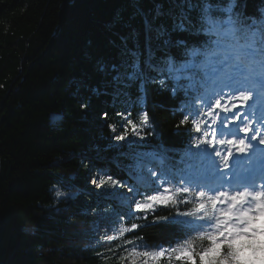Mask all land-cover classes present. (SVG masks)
Instances as JSON below:
<instances>
[{
    "label": "snow or ice",
    "instance_id": "snow-or-ice-1",
    "mask_svg": "<svg viewBox=\"0 0 264 264\" xmlns=\"http://www.w3.org/2000/svg\"><path fill=\"white\" fill-rule=\"evenodd\" d=\"M258 2L249 13L257 0H128L127 17L113 18L111 51L97 61L106 86L126 109L142 100H132L134 89L168 86L173 97L182 94L180 125L190 124L186 146L173 152L148 142L150 117L141 111L138 122L128 119L113 137L128 146V176L91 180L120 200L102 217L108 227L100 239L120 241L121 264H254L257 253L264 264V182L257 186L253 167V142L264 145V111L257 114L252 103L264 99V0ZM258 155L264 161V151ZM161 206L176 210L156 217L176 226L168 247L136 235L141 225L134 219Z\"/></svg>",
    "mask_w": 264,
    "mask_h": 264
},
{
    "label": "trees",
    "instance_id": "trees-1",
    "mask_svg": "<svg viewBox=\"0 0 264 264\" xmlns=\"http://www.w3.org/2000/svg\"><path fill=\"white\" fill-rule=\"evenodd\" d=\"M257 7L258 0L249 13ZM130 11L128 0H0V264H121L120 241L100 239L108 227L102 217L120 202L92 196L90 175L128 176L125 143L113 137L141 111L152 146L177 153L186 146L182 94L149 83L133 90L132 100H142L126 109L97 70L111 51L113 18ZM55 187L76 195L57 202ZM175 211L139 214L136 235L168 247L176 226L156 217Z\"/></svg>",
    "mask_w": 264,
    "mask_h": 264
},
{
    "label": "rangeland",
    "instance_id": "rangeland-1",
    "mask_svg": "<svg viewBox=\"0 0 264 264\" xmlns=\"http://www.w3.org/2000/svg\"><path fill=\"white\" fill-rule=\"evenodd\" d=\"M57 28H58V27H57ZM54 119H56V118L54 117ZM120 134H123V133L120 132L118 135H120ZM128 138H129V139H135V137H133V136L131 135V133L129 134V137H128ZM121 142H123V141H121ZM123 143H125V142H123ZM124 149H125L126 152H127V150H128V146H127L126 144H125ZM101 175H103V174H102L100 171L97 173V175L91 174V175H90V178H89L90 183H91V180H92L93 177L99 179V177H100ZM91 185L93 186V189L91 190V192H92V196H94V197H96V198H97L98 196L108 198V196L104 195L105 190H104L103 188H97L96 185H94V184H92V183H91ZM58 190H63V191H65V192H69L67 189H64V188H62V187H55V188H54V193H55V196H56L57 202H59L61 199L67 198V197H63V196L58 197V196L56 195V193H57ZM75 195H76V194L73 193V195H71L70 197L75 196ZM118 200H119V199H118ZM119 202H120V200H119ZM242 255H246V253H244V254H242ZM254 264H261V256H260V253H257V254H256Z\"/></svg>",
    "mask_w": 264,
    "mask_h": 264
}]
</instances>
